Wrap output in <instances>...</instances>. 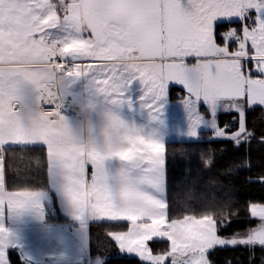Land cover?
<instances>
[{"label":"snow or ice","instance_id":"1","mask_svg":"<svg viewBox=\"0 0 264 264\" xmlns=\"http://www.w3.org/2000/svg\"><path fill=\"white\" fill-rule=\"evenodd\" d=\"M257 108L264 120V0H0V264H107L95 224L137 264H215L230 247L264 264V203L228 232L240 209L216 181L196 205L170 201L167 176L170 109L210 146L205 168L223 141L244 148L231 176L264 145Z\"/></svg>","mask_w":264,"mask_h":264},{"label":"trees","instance_id":"2","mask_svg":"<svg viewBox=\"0 0 264 264\" xmlns=\"http://www.w3.org/2000/svg\"><path fill=\"white\" fill-rule=\"evenodd\" d=\"M172 96L176 98L179 90L172 91ZM261 110L257 108L254 112L248 115V121L252 126V121L255 120L254 127L257 135L264 133V120L260 119ZM231 116L224 114L220 116V123L229 121ZM206 134H202L201 141H206ZM226 147V151L220 154L216 159L215 166L205 168L204 160L207 158L206 149L210 147L206 142L191 141H170L166 144L168 155V196L169 200L176 199L182 201L186 192L192 191L195 193L197 199L196 205L204 202L205 194L209 190V182L216 181L213 191L216 192L218 197L231 198L233 205H239L240 220L233 223L228 229L231 232L233 229H244L247 227H255L259 221L258 219L248 218L247 213L244 211L245 202L264 203V183L254 182L261 174H264V145L254 143L251 149L252 168L250 170H243L235 175H222L221 170L230 162L242 158L244 155V148L235 149L232 147L231 142H222ZM218 146V145H216ZM176 153L174 156L173 153ZM201 153H204L201 156ZM249 177L253 182L249 181ZM53 223L64 222V218L58 215L50 218ZM98 231L102 236L105 234L106 226L104 224H95L91 227V234ZM99 240L103 241L102 237ZM166 246V245H165ZM108 256L107 264H137L133 259L121 257L117 250H113ZM103 253V252H102ZM105 257L104 253L101 254ZM249 253L243 248H226L217 250L211 259L215 264H225V261L230 259L232 264H249ZM262 253L257 250L255 264H260ZM12 264H22L20 258L15 252L11 255Z\"/></svg>","mask_w":264,"mask_h":264},{"label":"rangeland","instance_id":"3","mask_svg":"<svg viewBox=\"0 0 264 264\" xmlns=\"http://www.w3.org/2000/svg\"><path fill=\"white\" fill-rule=\"evenodd\" d=\"M185 124H186V120L184 119L183 112L181 110H178V109H170V126H171V132H172L171 137L174 141H191V140H193V139L188 138L185 135H181V131L184 128ZM62 217L65 218L64 216H62ZM65 222H63V223H65ZM99 237H102L103 241L99 240ZM105 237L102 236L101 234H99L98 231L93 233V238H92V243H93L92 244V254H93V256H95L97 254L103 255V253H104L105 257H108L112 253H114L112 251V249L117 250L116 245L112 242V240L109 237L106 238V240H105Z\"/></svg>","mask_w":264,"mask_h":264},{"label":"crops","instance_id":"4","mask_svg":"<svg viewBox=\"0 0 264 264\" xmlns=\"http://www.w3.org/2000/svg\"><path fill=\"white\" fill-rule=\"evenodd\" d=\"M178 90H179V89H178ZM170 97H171V99H173V100L175 99V98L172 96V93H170ZM171 118H172V117H171ZM171 120H172V119H171ZM171 136H172V132H171V134H170L169 137H168V142H170V141H174V140L172 139ZM168 142H167V143H168ZM167 143H166V144H167ZM58 215L61 216V217L63 216L62 214L59 213V211H58ZM62 218H63V217H62ZM64 220L66 221L65 218H64ZM65 221H64V222H65ZM56 223H63V222H56ZM92 238H93V237H92V234H91V232H90L91 252H92V244H93V243H92ZM117 251H118V250H117Z\"/></svg>","mask_w":264,"mask_h":264},{"label":"built area","instance_id":"5","mask_svg":"<svg viewBox=\"0 0 264 264\" xmlns=\"http://www.w3.org/2000/svg\"><path fill=\"white\" fill-rule=\"evenodd\" d=\"M178 94H179V93H178ZM178 94H177V95H178Z\"/></svg>","mask_w":264,"mask_h":264}]
</instances>
